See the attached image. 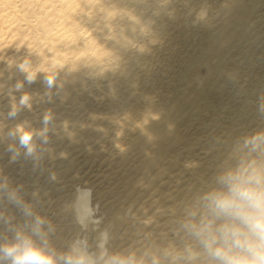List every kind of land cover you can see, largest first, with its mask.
Returning <instances> with one entry per match:
<instances>
[{
  "label": "rangeland",
  "instance_id": "rangeland-1",
  "mask_svg": "<svg viewBox=\"0 0 264 264\" xmlns=\"http://www.w3.org/2000/svg\"><path fill=\"white\" fill-rule=\"evenodd\" d=\"M25 60L39 71L31 84ZM25 92L31 107L8 119ZM262 96L264 0H0V172L25 200L39 193L59 250L98 252L102 238L137 255L176 247L182 204L234 163L239 138L264 129ZM47 111L41 164L10 162L6 131L40 129Z\"/></svg>",
  "mask_w": 264,
  "mask_h": 264
},
{
  "label": "clouds",
  "instance_id": "clouds-1",
  "mask_svg": "<svg viewBox=\"0 0 264 264\" xmlns=\"http://www.w3.org/2000/svg\"><path fill=\"white\" fill-rule=\"evenodd\" d=\"M25 80L31 84L37 72L28 60L19 65ZM56 74L44 78L48 88L55 84ZM23 89V82L16 84ZM51 97H49L50 99ZM32 96L25 92L11 106L8 119L17 116L22 107H31ZM258 114L264 117V96ZM53 121L51 111L44 113L43 127L28 124L9 128L3 138L10 141V162L21 156L39 166L49 152L48 133ZM230 160L225 163L185 201L175 220L178 245L158 254L133 251H110L105 245L98 252L89 251L77 241L66 250L57 249L50 240L56 228L36 208L39 193L25 200L23 185H13L0 172V205L19 210L22 221L0 208V264H264V129L244 135L233 145ZM51 179L55 180L53 173Z\"/></svg>",
  "mask_w": 264,
  "mask_h": 264
},
{
  "label": "bare ground",
  "instance_id": "bare-ground-1",
  "mask_svg": "<svg viewBox=\"0 0 264 264\" xmlns=\"http://www.w3.org/2000/svg\"><path fill=\"white\" fill-rule=\"evenodd\" d=\"M87 193L88 192L85 193V191H83V192L81 191L79 193L80 195L78 196V198H76L77 199V203L75 202L76 203L75 205L77 206L78 216H79L80 220H82V221L84 219L86 220L87 217H90V215H89L90 214L89 213L90 212V209H89V199H88V194ZM102 237H104V236H102ZM103 239L104 238H102V240H101V244L103 243L102 242Z\"/></svg>",
  "mask_w": 264,
  "mask_h": 264
}]
</instances>
